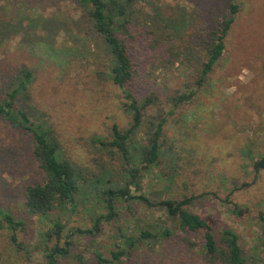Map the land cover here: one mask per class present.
<instances>
[{
    "label": "rangeland",
    "instance_id": "1",
    "mask_svg": "<svg viewBox=\"0 0 264 264\" xmlns=\"http://www.w3.org/2000/svg\"><path fill=\"white\" fill-rule=\"evenodd\" d=\"M139 3L137 32L154 30L172 40L201 42L214 28L221 0ZM239 3L225 52L200 88L196 80L204 55L197 47L175 63L167 62L163 51H136L132 87L139 95L155 90L164 99L196 88L184 113L166 126L173 156L142 170L144 192L154 200L193 197L191 208L234 228L251 255L256 245H264L258 217L264 214V169L253 167L264 154V0ZM97 43L88 13L74 0H0V96L13 74L23 66L32 68L35 102L50 115L66 155L95 169L98 154L91 137L108 135L113 123L123 128L129 122L124 92L100 74L104 67ZM33 147L29 132L0 118V209L25 224L17 235L20 246L11 241L7 227L0 228V264H39L44 247L57 240L53 236L49 245L44 243L52 221L24 205L27 186L41 179ZM236 205L247 212L237 213ZM121 208L97 236L76 234L59 264H100L96 250L112 258L121 233L153 231L164 224L163 212L155 208L138 202H124ZM61 221L67 224L61 242L72 227L93 225L82 205ZM179 231L154 248L140 246L131 260L125 256L119 264H208L202 256L203 234L190 235L197 243L190 247Z\"/></svg>",
    "mask_w": 264,
    "mask_h": 264
},
{
    "label": "trees",
    "instance_id": "2",
    "mask_svg": "<svg viewBox=\"0 0 264 264\" xmlns=\"http://www.w3.org/2000/svg\"><path fill=\"white\" fill-rule=\"evenodd\" d=\"M74 1L88 13L89 23L97 35L104 67L100 74L124 92V109L129 122L123 128L113 123L108 135H93L90 145L96 149L98 165L96 169L84 166L66 155L50 115L35 102L33 69L23 66L6 82L0 96V118L32 135V154L41 177L27 186L24 205L31 214L52 221V227L43 234L44 243L49 245V239L57 236L49 247H44L43 260L39 264H59L60 257L68 254L74 244L76 234L97 236L105 224L119 215L124 202H138L163 212L165 218L161 220L168 226L163 224L153 231L121 233L120 248L111 252L112 258L96 250L100 264H119L125 256L131 260L140 246L154 248L177 229L190 247L197 245L190 235L200 238L203 234L202 256L208 264H264V245H256L253 254L248 255L234 228L220 226L191 208L193 197L154 200L144 192L142 170L159 167L162 159L173 156L172 139L166 126L171 117L184 113L197 90L175 91L164 99L155 90L139 95L132 87L136 51L141 48L163 51L170 57L166 58L167 62L175 63L197 47L204 55L196 80L197 88H200L225 52L226 40L240 10L239 0H221L214 17V28L201 42L191 37L172 40L168 34L154 30L137 32L135 19L141 10L140 0ZM168 9L173 10V7ZM108 155L110 158L106 159ZM253 167L256 171L264 169V154ZM80 205L91 215L93 225L72 227L66 240L61 242L67 227L61 220L77 212ZM234 209L241 215L247 212L239 205ZM0 217V228L7 227L11 231V241L20 246L17 235L24 222L1 209ZM258 217L264 236V214Z\"/></svg>",
    "mask_w": 264,
    "mask_h": 264
}]
</instances>
